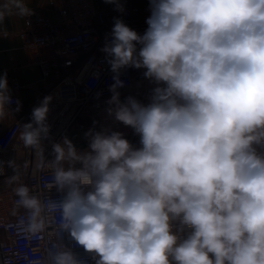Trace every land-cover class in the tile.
Returning <instances> with one entry per match:
<instances>
[{
    "label": "clouds",
    "instance_id": "1",
    "mask_svg": "<svg viewBox=\"0 0 264 264\" xmlns=\"http://www.w3.org/2000/svg\"><path fill=\"white\" fill-rule=\"evenodd\" d=\"M123 11L119 0H105ZM20 17L26 0H10ZM143 35L115 19L102 49L116 74L107 111L134 129L133 148L116 131H89L88 149L65 138L47 161V185L63 193L54 231L98 259L96 264H264V0H149ZM9 5L0 8V24ZM139 45V49L137 48ZM126 67L146 69L154 81L151 102L120 100ZM45 97L22 126L27 148L47 137ZM10 103L0 77V117ZM79 164L80 167H76ZM67 165V166H65ZM16 184V209L27 212L25 230L53 223L41 199ZM15 214V210L14 213ZM191 229L179 240L172 222ZM50 264H81L56 245Z\"/></svg>",
    "mask_w": 264,
    "mask_h": 264
},
{
    "label": "built area",
    "instance_id": "2",
    "mask_svg": "<svg viewBox=\"0 0 264 264\" xmlns=\"http://www.w3.org/2000/svg\"><path fill=\"white\" fill-rule=\"evenodd\" d=\"M119 2L123 11L97 0H63L58 20L27 4L32 14L25 17L19 32L23 47L34 53L42 77H54L56 81L32 102L19 96L22 87L19 80L12 79L7 86L10 103L6 105L5 115L0 117V264H50L49 254L57 251L56 245L71 251L81 264H96L98 257L79 246L67 231H54L59 212L49 202L61 200L63 193L55 187H47L52 171L46 162L55 157L53 146L63 143L65 138L70 140L69 133L77 124L76 128L85 130L86 134L90 130L120 132L133 148L142 147L134 129L108 114L107 110L112 107L108 101L113 95L110 87L115 83L116 74L108 62L110 57L102 49L111 40L115 19H121L143 35L151 12L149 0ZM145 71L134 67L120 70L119 78L124 86L117 91L121 102L129 96L145 105L151 102L157 84L145 78ZM45 97H51L46 118L48 135L42 137L41 148H27L20 139L21 128L33 122V109L39 107ZM85 138H89L88 135ZM256 148L264 153V146ZM16 172L20 176L19 183L27 185L30 194L41 199L45 215L53 221L43 232L32 234L25 230L27 212L23 208L16 209L18 197L13 189L17 185L8 183V178ZM172 225L180 241L191 232L178 220Z\"/></svg>",
    "mask_w": 264,
    "mask_h": 264
},
{
    "label": "crops",
    "instance_id": "3",
    "mask_svg": "<svg viewBox=\"0 0 264 264\" xmlns=\"http://www.w3.org/2000/svg\"><path fill=\"white\" fill-rule=\"evenodd\" d=\"M103 5H115L106 3L105 0H97ZM26 3L52 18L58 20L59 8L63 0L52 4L50 0H26ZM9 5L8 15L0 24V77H6L7 86L12 79L22 83L19 96L26 102H32L41 94L49 90L55 84V78H43L40 66L35 62L34 53L23 47V40L19 32L24 25L25 17L15 14V9L10 6V0H0V8ZM86 136V131L73 128L69 133L71 141H79ZM77 149V148H76Z\"/></svg>",
    "mask_w": 264,
    "mask_h": 264
},
{
    "label": "water",
    "instance_id": "4",
    "mask_svg": "<svg viewBox=\"0 0 264 264\" xmlns=\"http://www.w3.org/2000/svg\"><path fill=\"white\" fill-rule=\"evenodd\" d=\"M72 144L75 148H85L87 146L86 140L73 141Z\"/></svg>",
    "mask_w": 264,
    "mask_h": 264
},
{
    "label": "rangeland",
    "instance_id": "5",
    "mask_svg": "<svg viewBox=\"0 0 264 264\" xmlns=\"http://www.w3.org/2000/svg\"><path fill=\"white\" fill-rule=\"evenodd\" d=\"M78 125V124H77ZM76 125V127H78ZM84 140H86L87 141V146L85 147V148H77V150H79V151H84V150H87L88 149V144H89V138H84ZM83 149V150H82Z\"/></svg>",
    "mask_w": 264,
    "mask_h": 264
},
{
    "label": "trees",
    "instance_id": "6",
    "mask_svg": "<svg viewBox=\"0 0 264 264\" xmlns=\"http://www.w3.org/2000/svg\"><path fill=\"white\" fill-rule=\"evenodd\" d=\"M83 150V149H82Z\"/></svg>",
    "mask_w": 264,
    "mask_h": 264
}]
</instances>
